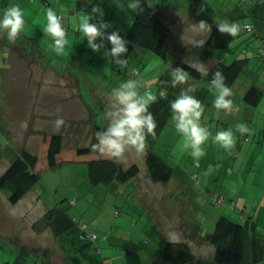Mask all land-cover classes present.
Instances as JSON below:
<instances>
[{
    "label": "rangeland",
    "instance_id": "rangeland-1",
    "mask_svg": "<svg viewBox=\"0 0 264 264\" xmlns=\"http://www.w3.org/2000/svg\"><path fill=\"white\" fill-rule=\"evenodd\" d=\"M16 1L0 0V9L7 7L10 3H16ZM26 1L33 2L32 0H19L21 7L27 5ZM47 1L64 17L67 31H69V21L73 22L74 27H76L78 17L86 13L76 10L74 0ZM231 1L235 5L236 0ZM35 2L44 4L41 0ZM253 2L254 0H248L246 5ZM96 4H100L104 9V20L113 23V26L120 33L128 30L136 12L126 8L127 0H98ZM210 6L207 9L208 12H218L219 15L230 9L229 1L223 8L216 3H211ZM186 9L187 7H183L182 11L186 12ZM221 19L225 20L224 17ZM246 20L245 17L240 16L236 21L240 26L237 33L240 39H247L251 34L243 29ZM93 22L98 23V17H93ZM67 31L66 35L72 33L71 30L68 33ZM190 32L191 30L186 33V36L189 35L190 37ZM23 33L25 36L34 39L30 42V47L28 45L25 47L30 48L29 52L31 53L32 50L36 52L34 55L24 54L23 50L12 45V59L9 60L12 63L10 65L11 71L17 70L16 66L31 58V61L35 60L46 69L51 66L58 71V67L54 66L58 64L60 67L75 71L77 74L78 71L93 72L96 75L95 79L103 78L104 72H98L97 68L99 66L103 69L105 61L101 57L106 59L103 53L106 48H111V44L106 38H104L105 47L101 48L99 52L92 50L88 45H82L85 55L90 59L87 68L82 69V66L75 62L70 64L71 68L66 67L62 60L65 56L68 57L73 48L68 53L57 55L51 46L44 45L45 33L43 30L37 31L31 27H26ZM175 38L176 35L173 34L168 43V50L175 41L179 40V38ZM100 39L98 38V41ZM39 40L41 44H39ZM255 42L257 43V40ZM31 43L36 44L33 46ZM73 46L72 44L69 48ZM190 49L193 48H188V50ZM234 50L235 46L232 45L228 51L233 52ZM252 51L249 50L250 53ZM144 52L139 54V51H135L123 66L115 64L117 72L120 74L114 73V79L118 84L128 79H135L141 86V92L147 89L155 95L157 83L163 74L166 61L150 51L144 50ZM4 53L0 49V74L5 67ZM252 55L254 52L250 56ZM235 57L237 56H229L227 62L233 61ZM192 63L202 65L205 70L209 66V64L205 66L204 63L197 60L192 61ZM258 64L251 68L253 71L249 77H245L244 73L236 82L233 105L239 108L238 112L217 111L212 105L214 97L207 101L209 104L201 103L203 108L201 122L213 135L221 129L230 127L235 132L237 123H246L249 131L243 134L236 132V142L231 151L222 148L209 137L204 145L205 155L199 159L201 166L197 167L193 158L182 148L181 136L174 127L171 120L172 115L165 117L164 127L157 136H152L155 140L150 147L174 167L175 173L167 184L153 181L148 174L145 154L142 155L143 151L137 152L130 147L131 150H126L119 157L125 168L136 163L141 169L136 181L130 183H117L115 186L104 183L93 184L86 179L88 176L85 172L87 163H84L86 165L75 163L44 169L40 173V181L16 204L9 201L8 193L4 189H0V264H17L20 260L18 246L21 245L30 250V257H34L32 261L28 262L30 264H99L103 255L113 257L115 264L119 263L120 261L117 260L122 258L127 261V264H145L150 256L158 252L162 238L169 239L164 232L174 223H180V218L186 219L188 208L189 214L198 222V225L199 223L202 224L208 231L214 228L215 219L222 213L230 214L229 210L217 207L218 205L215 206L210 200V196H214L219 191L226 197L238 201V207L248 203L247 217H253L257 222L259 231L264 234V69L261 66L258 67ZM26 69L24 67V70ZM248 72L249 70L246 71V73ZM253 76H257L255 81L252 80ZM111 78L112 73L106 79L110 80ZM19 79L23 83V78ZM192 80L201 82V80L193 78ZM85 82L86 80H84ZM22 83L19 82V86ZM247 85L248 88L257 85L263 90L262 99L257 107L246 105L243 99L241 100L242 96L239 95V92L244 88L243 93H245ZM102 86L104 85L102 84ZM187 86V82L182 84V87ZM18 88L16 87V89ZM103 89L101 88V90ZM3 94L5 98V88L3 93L0 91V176L6 171L17 154V148L11 142L17 146L22 144V139L18 134L11 136V133L5 132V100H1ZM110 107L112 105L108 102L106 110ZM195 174L200 175V179H194L193 175ZM179 181H182L180 185L178 184ZM131 183L132 185L135 183L140 185L133 195H140L144 201L148 202L149 205H145V211H143L144 209L139 210L134 205L130 192L133 189ZM189 187L190 189H188ZM169 192H173V196H170ZM40 194H43L41 198L38 197ZM71 198L78 200L76 206L71 204ZM53 205H62L75 216L77 223H80L84 218L90 223V228L95 229L100 235L107 234L109 238L106 240L100 238L96 243L75 237V242H72L70 237L73 235L65 234L63 238L68 239L69 247H65L66 253H64L60 241L51 228L41 224L44 223L42 218L45 211ZM117 210L121 212L119 216L115 215ZM147 210L159 215L160 222L149 217L150 212ZM232 217L237 220V215L234 217L233 214ZM143 229L146 230L143 231ZM157 230H160V235H157ZM176 236L177 239H183L181 232H178ZM130 240H132L131 249L140 246L138 252L129 251L127 253L126 247ZM195 251L197 255H203V258L210 257L208 245H204ZM162 262L160 261V263ZM122 264L124 263L122 262ZM258 264H264V260Z\"/></svg>",
    "mask_w": 264,
    "mask_h": 264
},
{
    "label": "trees",
    "instance_id": "trees-1",
    "mask_svg": "<svg viewBox=\"0 0 264 264\" xmlns=\"http://www.w3.org/2000/svg\"><path fill=\"white\" fill-rule=\"evenodd\" d=\"M44 5L50 6L47 0H42ZM98 0H74L77 11L91 12L92 7ZM229 1L230 11L236 20L240 16L247 20L243 25L244 31L250 34L246 39L245 48H241V52L253 50L254 55L241 56L234 51H238L239 44L235 45V50L228 51L233 45L232 43L237 38L230 36L227 33H221L214 25L204 47L207 49H215L224 52V59L212 64L207 70V75H201L195 68L189 64L191 62H178L177 66L184 67L189 72L190 78L203 79L210 83L213 73L219 69L223 72L226 83L231 87L236 85L238 79L246 74H251L253 67L257 63L258 67L264 69V0H254L253 3L246 2L248 0H236L235 5L231 0H188L189 13L196 14L201 5L206 6L205 11L210 8L211 3L225 6ZM45 6V7H46ZM237 6V7H236ZM241 6V7H239ZM46 7V8H47ZM235 7V8H234ZM3 8V7H2ZM2 10V9H1ZM135 17L131 22L128 30L120 33L128 41V51L122 54L127 59L139 51V54L150 51L164 61L170 56L167 50L168 40L171 38V27L165 23L162 10L155 6L150 0H142V10L135 11ZM60 15V13L57 11ZM63 21H65L64 17ZM250 18V19H248ZM96 20V19H95ZM256 22V23H255ZM246 24H251L253 27L250 30L245 28ZM260 25V26H259ZM22 39L33 41L34 39L22 34L19 36ZM18 37V38H19ZM251 39L258 40V45L250 46ZM234 46V45H233ZM227 52V54H226ZM237 56L231 62H227L229 56ZM254 62V66H253ZM113 68L115 64H112ZM171 70L161 76L157 83L156 97L157 99L150 105V111L154 114L157 121L155 136H157L164 127V119L166 116L172 115L170 102L178 96V86L173 87L171 84ZM246 77V76H245ZM257 76H253L252 80H256ZM264 84V82H263ZM263 96V90L257 85H252L246 88L243 94V101L246 105L257 107ZM203 103V102H201ZM107 125H97L94 130L92 141L87 145L65 143V138L61 133H53L42 131L40 132L37 152L33 153L25 147L17 150L15 159L10 163L6 171L0 176V189H4L8 193V199L11 203L16 204L25 194L33 189L40 181L41 172L44 169L55 168L60 165H70L75 163H87L88 173L86 179L93 184L104 183L108 185H117V183H130L140 173L141 169L138 164L133 163L125 168L119 158L111 157L108 154H102L99 151L92 149V145L96 142V132L105 128ZM153 135L148 134L146 137L145 158L147 171L151 179L155 182L167 184L174 175L175 170L172 165L166 162L150 145L155 139ZM8 151V150H7ZM197 167L201 166V162L194 163ZM194 179H200V175H193ZM132 185V183H131ZM132 193V190L130 191ZM129 192V193H130ZM43 195V194H42ZM38 196L39 198L42 197ZM133 197V193L131 195ZM130 197V196H129ZM38 198V199H39ZM125 198V196H124ZM72 199V198H71ZM71 204L76 206L78 200H72ZM211 202L217 207L229 210L231 213L221 214L215 219L214 228L208 231L206 227L193 219V223L197 225L203 232L199 243L210 247V257L203 258V255H197L195 243L189 239H178L179 242H172L170 239L162 238L161 247L155 255L148 258L145 264H258L264 260V234L259 229L256 220L248 216L246 207H238L234 198H228L220 191L214 196H210ZM134 201V200H133ZM135 205V202H134ZM136 207L139 210H143ZM144 209L143 211H145ZM148 211V210H147ZM120 211H116L115 215L119 216ZM144 214V213H143ZM237 215V220L233 218ZM193 218V217H192ZM45 227H50L62 246L64 253L69 247L68 239L63 238L65 234H72L70 238L75 242V237L82 240H90L98 242L101 239H108L107 234L100 235L95 229L90 228V223L84 218L80 223H77L75 216L62 205H53L47 209L43 216ZM244 220V221H242ZM146 229H143L145 231ZM160 235V230H157ZM197 240V239H196ZM131 242V243H130ZM126 247L127 253L138 252L140 246L131 249L132 240ZM20 260L17 264H30L32 261L30 250L25 246H18ZM101 249V248H100ZM214 252V253H213ZM213 253V254H212ZM18 258V259H19ZM163 259V260H161ZM126 260H124L125 262ZM160 261H163L160 263ZM99 264H115L110 256H101ZM127 264V261L126 263Z\"/></svg>",
    "mask_w": 264,
    "mask_h": 264
},
{
    "label": "crops",
    "instance_id": "crops-1",
    "mask_svg": "<svg viewBox=\"0 0 264 264\" xmlns=\"http://www.w3.org/2000/svg\"><path fill=\"white\" fill-rule=\"evenodd\" d=\"M32 1L33 2L26 1L25 3L27 5L22 6L25 11L26 27H31L37 31H42L43 29L41 25L46 22L45 12L47 8L42 3H36V0ZM150 1H152L155 6L162 10L165 23L169 24L171 27V37L173 34H175V39L179 38L178 41H175L172 44L174 46H170V56L164 65L163 74L166 73L167 70H172V68L175 67L178 62L188 61L192 63V61L197 60L198 62L204 63L205 66L209 64V66H207V68H209L212 64L225 58L224 52L215 49H207L204 46L188 50V48H191V46L186 45L180 37L184 33L183 31L186 29L187 25L193 22H199L200 20L208 21V23L212 25V28L214 25H216V22L222 20L221 17H224V19L229 22H236V16L231 13L230 9L226 10L225 13L223 12L222 15H219L218 12L209 13L208 10L205 11L206 6L201 5L199 8L200 10L196 14L191 15L189 13L188 0ZM16 3H19V0H17ZM183 7H187L186 12L182 11ZM2 10L0 9V11ZM110 24L111 27H109L106 32L117 30L115 26H113V23ZM68 28L69 31H72V33H68L69 31H67V38L68 40H72H69V42H71L66 48L65 52L68 53L70 49H73L68 57L65 56L62 60L66 67L71 68L70 64L75 62L79 63L80 66H82V69L87 68L90 59L87 55H85L83 51L84 47L82 46L83 44L84 46L88 45L87 40H83V37L80 35L77 29H74L76 27H74L73 22L69 21ZM22 34L24 33L22 32ZM202 35L207 38L210 33L205 32ZM192 37L193 33L191 31L190 37L189 35L185 36V39L189 40L192 39ZM238 37L240 36L237 35V38L232 43L234 46L239 44L237 55L244 56L246 53L249 55L250 52L248 53L247 50L241 52V48H245L244 46L246 45V38L240 39ZM43 40L45 46H51L50 37L45 36L43 37ZM168 41H170V38ZM38 42L41 44L40 40ZM249 42L250 46L255 47L259 43L258 40L256 43L253 39H251ZM29 44L30 41L22 39L21 37H19L15 43H10L6 37H0V49L5 52V67L2 69V73L0 74V91L3 93L5 88V98L4 94L1 96V100H5V132L11 133V136L18 134L22 139V144L20 146H17L13 142H11V144L15 146L17 150L25 147L31 152L35 153L38 149L40 132L47 131L61 133L65 138V143L79 144L82 146L87 145L92 141L95 127L99 124H108V113L112 110V107L106 110V104H108V102L111 104V89L119 85L117 82H115L113 74H120V72H117V69L113 68L112 66L113 63H109L108 59H105L103 56L101 57L103 61H105L103 69L99 66L97 68L98 70L94 69L98 72H104L102 75L103 78L100 80L95 79L96 75H94L93 72H91V74L78 71L79 73L77 74L75 71L60 67L58 64L54 65L58 67V71L51 68V66L46 69L44 66H40L37 62H35V60L31 61V58H29L27 62H23L19 66H16L18 68L17 70L11 71L10 65H12V63L9 61L12 59L11 55L13 52L11 51V46L14 45L18 47L19 50H23L24 54L34 55L36 51L34 52V50H32L31 53L29 52L31 49H27L25 47L27 45L29 46ZM31 44L35 46L36 43ZM72 44L74 46L69 48ZM168 46L169 45H167V47ZM95 64L97 65V62ZM24 67L27 69L24 70ZM15 71L16 73H14ZM110 73H112V78L110 80L106 79ZM245 76L249 77V74L246 73ZM19 78H23V83ZM84 80H86L85 83ZM200 80L201 82H194L192 78L188 77L186 81L188 83L187 87H182V84L177 85L179 87L178 95L182 89L193 86L195 90L191 94L196 96L204 104H209L207 101L214 97V93L209 87L210 83L203 79ZM19 82L22 83L21 86H19ZM102 84L104 86H102ZM16 87L20 88L16 89ZM234 87L236 86L231 87L232 95L230 97L233 103L235 100ZM247 87L248 85L245 88ZM101 88L104 89L101 90ZM243 91L244 88L241 90V92H239V95L242 96L241 100L244 94ZM57 108H61L62 110L58 112ZM58 116H63L65 119V124L59 129H57L55 126V120ZM24 121L28 122L27 128L21 126L22 122ZM129 150H131L130 147L127 149V151ZM143 154H145V149L143 150L142 155ZM78 164L82 165L84 163ZM85 172L88 173V165L85 167ZM137 178L138 175L134 178V180L136 181ZM181 183L182 181H179L178 184L180 185ZM139 186L140 185L138 183L133 184L132 193H136ZM181 186L183 187V185ZM188 189H190V187ZM169 195L173 196V192H169ZM132 198L134 200L133 202H135V205H137L139 208L146 209L145 205H149L147 201H144V199L140 197V195H133ZM71 200L73 202L74 198ZM236 202L237 205H239V202ZM242 207H246V212H248V203ZM148 211L150 212L149 217L160 222L159 215H156L155 212L152 213L150 210ZM193 219L194 218H192V216L189 214L188 208L186 219L183 220L180 218L181 222L174 223L171 228L175 231V234L181 232L184 239H189L195 243V246L197 249H199L202 245L199 243V241H201L200 239L204 235L202 230L198 229L199 227L193 223ZM119 256L124 257L123 255ZM140 257L142 258V256ZM124 260V258L117 260L120 261L119 263L117 262V264H122V262L126 263Z\"/></svg>",
    "mask_w": 264,
    "mask_h": 264
},
{
    "label": "clouds",
    "instance_id": "clouds-1",
    "mask_svg": "<svg viewBox=\"0 0 264 264\" xmlns=\"http://www.w3.org/2000/svg\"><path fill=\"white\" fill-rule=\"evenodd\" d=\"M126 8L134 11L142 10V0H127ZM104 9L100 4L92 7L91 12H86L78 17L77 31L87 40L88 46L99 52L105 47L104 38H106L111 48H106L103 55L109 63L123 66L127 58L122 54L128 51V41L120 34L119 30L106 32L111 27L110 22L103 19ZM46 22L43 23L42 29L45 36L51 38V48L57 55H63L69 45L66 35V25L61 15L49 6L45 12ZM93 17H98L99 22H93ZM217 29L221 33H227L235 37L240 30L236 22L222 20L216 22ZM26 30L25 11L19 3H10L0 11V37H6L10 43H15L22 32ZM191 30L192 39L186 40V33ZM212 25L206 20L193 22L187 25L181 40L192 48L203 47L207 38L202 34L211 33ZM98 38H101L98 41ZM82 40V41H83ZM195 68L201 75H207L206 70L200 64H189ZM171 84L173 87L183 84L187 81L189 72L184 67H173L171 72ZM226 78L223 72L217 69L210 80L209 87L214 93L212 101L213 107L219 111L238 112L239 108L234 107L232 99V89L225 82ZM140 85L135 79L122 81L118 86L111 89L110 100L112 110L108 113V124L105 128L96 132V142L91 146L93 150L102 154H108L111 157L119 158L125 151L132 147L137 152H142L146 147V137L148 134L155 136L157 121L154 114L150 111V105L157 99L152 91L145 89L140 91ZM193 86L182 89L180 94L173 99L171 104V120L176 131L180 134L182 148L187 151L198 162L205 155L204 145L209 137L213 142L222 148L231 151L236 142V132L241 134L249 131L246 123L239 122L233 128L221 129L214 135L201 122L203 108L201 101L191 93L194 91ZM57 108V111H61ZM65 124L63 116H58L55 120L57 129ZM22 127L27 128L28 122L24 121ZM172 242H179L175 231L169 227L164 232Z\"/></svg>",
    "mask_w": 264,
    "mask_h": 264
},
{
    "label": "built area",
    "instance_id": "built-area-1",
    "mask_svg": "<svg viewBox=\"0 0 264 264\" xmlns=\"http://www.w3.org/2000/svg\"><path fill=\"white\" fill-rule=\"evenodd\" d=\"M252 27H253V25H251V24H246V25H245V28H246L247 30H250ZM197 164H198V162H197Z\"/></svg>",
    "mask_w": 264,
    "mask_h": 264
}]
</instances>
